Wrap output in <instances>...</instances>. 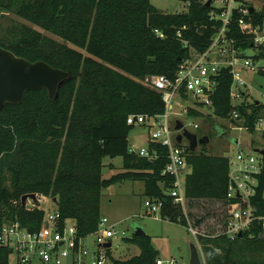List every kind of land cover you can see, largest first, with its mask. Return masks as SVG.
Returning a JSON list of instances; mask_svg holds the SVG:
<instances>
[{"label":"trees","instance_id":"1","mask_svg":"<svg viewBox=\"0 0 264 264\" xmlns=\"http://www.w3.org/2000/svg\"><path fill=\"white\" fill-rule=\"evenodd\" d=\"M251 9L247 0H235ZM189 0L185 13L159 12L150 0H0V12H12L31 25L21 24L16 36L0 46L28 61H43L69 73L53 99L46 88L27 91L20 103H6L0 111V222L18 220L37 231L40 209L27 210L24 194L50 197L59 213L60 227L70 219L76 227V244L96 233L101 220L102 189L126 180H142L144 194L161 201L164 220L189 223L169 190L173 178L163 174L167 148L147 143L157 157L149 159L130 151L128 136L135 125L130 114L159 115L165 111L162 94L139 82L150 75L173 78L191 52L203 53L221 26L212 18L221 8L214 0ZM264 24V7L242 14L234 9L227 38L235 49L257 47L238 21ZM47 31L62 41L41 32ZM178 32L180 35H178ZM162 34V35H160ZM255 55L264 58V45ZM264 75V69H259ZM233 75L222 67L211 94L216 117L229 119L238 112L251 132L264 119V104L231 101ZM189 115L203 113L189 109ZM191 171L185 179V196L191 200L226 199L229 158L195 153L186 148ZM121 157L123 171L102 178L103 159ZM258 215H264V156L250 198ZM255 222L234 239L224 234L199 235L206 264H264V238ZM139 253L113 264H156L159 257L148 234L126 237ZM111 243V242H110ZM112 245V244H111ZM10 251L0 245V264H9Z\"/></svg>","mask_w":264,"mask_h":264},{"label":"built area","instance_id":"2","mask_svg":"<svg viewBox=\"0 0 264 264\" xmlns=\"http://www.w3.org/2000/svg\"><path fill=\"white\" fill-rule=\"evenodd\" d=\"M215 1L218 2L215 7L221 8V11L212 13V18L219 19L221 26L214 34L208 49L203 53H194V55L191 53V56L179 65L173 78L164 75H150L139 80L143 85L162 94L165 101V111L159 115L130 114L127 117V123L130 125L141 124L148 127L151 143L160 144L167 148V162L162 173L173 178L169 193L173 201L180 205H184L187 201L185 179L190 172L187 169L190 165L187 161V146H181L182 141L178 142L177 136H173L170 115L180 114L179 110L183 107L187 114L191 108L205 115L203 109L204 107L211 108V94L216 85V77L222 67H229L233 75V83L230 88V97L233 103L243 96L241 89H236L237 84L245 85L239 74L233 70L234 61L228 58L230 53H234L236 50L233 47V41L227 38V30L234 9H239L242 14H247L250 10L241 8L240 3L235 0ZM238 25L243 33L251 35L255 46L264 45V24L255 26L244 18H240ZM178 35H180L179 32ZM244 65L252 66L249 59L244 61ZM229 119L231 121H243L236 111L231 113ZM258 124L264 125V119L259 120L256 126ZM193 126L194 128L199 127L197 123ZM184 129H186L184 124L181 130L175 128L179 133H183ZM260 130L264 134V128ZM236 143L238 144V141ZM130 151L149 159L157 157V151L155 149L149 151L147 146L138 152L130 147ZM262 157L259 153L255 156L254 153L238 150L234 158H229L228 191L226 199L223 200L226 205V214L222 229L218 234H224L228 238L234 239L239 233L249 230L256 222L261 227L259 236L264 238V215H258L256 207L250 202V198L255 193L257 176L262 171ZM36 195L37 199H28L24 207L27 210L37 208L43 211L44 215L40 228L37 231H32L18 220H2L0 222V245L12 249L11 252L18 256L19 264H35V261L61 264L62 258L68 257L72 252H80L81 239L76 244V227L72 220L64 221L63 226L60 227L59 213L56 209L49 211L42 206V203L51 202L54 204L50 197ZM144 204L146 214L152 215L160 212L162 203L160 200L147 197ZM106 222L107 219L102 217L96 232L97 241L101 245L107 243V240L115 233L108 228L100 229ZM189 230L195 236L199 234L198 230L192 227ZM200 259L201 264H206L204 255ZM103 263L104 260L98 258L97 264ZM156 264H176V261L158 257Z\"/></svg>","mask_w":264,"mask_h":264},{"label":"rangeland","instance_id":"3","mask_svg":"<svg viewBox=\"0 0 264 264\" xmlns=\"http://www.w3.org/2000/svg\"><path fill=\"white\" fill-rule=\"evenodd\" d=\"M150 2L156 9L167 13H185L189 4V0H150ZM217 3L214 0V5ZM246 4L259 10L264 7V0H247ZM21 24L31 25L12 12L1 11L0 41L6 42L16 36ZM41 32L57 41H62L47 31L41 30ZM235 50L236 52H231L228 58L234 61L233 70L239 74L245 84H237L236 89L240 88L243 96L236 99V102L264 104V75L259 72V69H264V58L255 56L259 54L260 48L249 47ZM191 53L194 55L193 51ZM246 59L251 61L253 68L244 65ZM183 108L179 110L180 114L170 115L173 136L176 137L179 133L175 130V123L176 120H180L188 131L196 133L199 137L207 135L210 138L207 144H199L195 153L234 158L238 150L254 153L257 156L258 152L255 150L264 149V134L260 130L264 128V125L258 124L251 132L249 129L240 128L245 127L243 121L216 117L209 107H204L205 115L203 116L189 115ZM195 123L199 125L198 128H194ZM149 138L148 127L141 124H136L128 136L130 147L136 152L147 146ZM180 144L188 147L189 142L184 137ZM108 161H111L115 167L109 169L108 165L103 166L102 178L104 179L123 171L121 157H106L103 163H108ZM187 169L191 171V166ZM146 199L142 180H126L103 188L101 217L106 218L107 222L100 229L108 228L115 232L114 236L107 240L112 245L108 248L104 247L97 241V233H92L81 239L80 252H72L68 257L62 258L61 264H97L98 258L104 260L103 264H113V259L130 258L138 254L139 249L126 242L125 238L131 237L137 227L144 229L145 233L150 236L161 259H174L176 264H189L192 244L198 247L200 257L203 256L201 244L197 240L198 236L219 235L222 229L226 214V205L223 201L205 199L186 201L184 205H181L189 223L186 228L181 223L162 219L159 212L147 215L144 204ZM42 206L49 211L55 209V205L51 202L42 203ZM190 227L198 230L197 237L189 230ZM34 263L52 264L40 261ZM9 264H19L16 253L10 252Z\"/></svg>","mask_w":264,"mask_h":264},{"label":"water","instance_id":"4","mask_svg":"<svg viewBox=\"0 0 264 264\" xmlns=\"http://www.w3.org/2000/svg\"><path fill=\"white\" fill-rule=\"evenodd\" d=\"M211 0H208L209 5ZM253 8L251 7L250 10ZM159 12H163L159 10ZM69 77V73L62 69H57L43 61L31 62L22 57H17L10 50L0 46V111L6 103H20L23 100L24 94L27 91L46 88L50 99H53L58 88ZM176 130L183 128V123L180 120L176 121ZM189 142L190 151H195L196 147L201 144H207L210 140L209 136L203 135L199 137L196 133H192L186 129L183 133L177 135V141L181 142L183 138ZM264 156V149L255 150ZM28 199L36 200L35 193L24 194L21 197L22 205H25ZM56 199H53L55 202ZM135 235L145 234L144 229L137 227ZM242 233H239L241 236ZM108 248L110 242L103 245ZM11 252L12 249H9ZM189 264H201L198 247L191 245V256Z\"/></svg>","mask_w":264,"mask_h":264},{"label":"crops","instance_id":"5","mask_svg":"<svg viewBox=\"0 0 264 264\" xmlns=\"http://www.w3.org/2000/svg\"><path fill=\"white\" fill-rule=\"evenodd\" d=\"M103 160H104V159H103ZM103 164H104V166H107V165H108V168H109V169L115 167L114 164H113L111 161H108V163H103ZM152 245H153V244H152Z\"/></svg>","mask_w":264,"mask_h":264}]
</instances>
